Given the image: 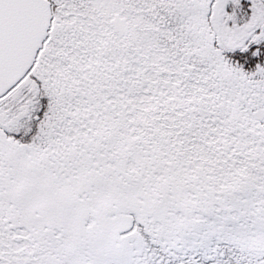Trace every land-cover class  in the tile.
Instances as JSON below:
<instances>
[{"label": "snow or ice", "instance_id": "obj_1", "mask_svg": "<svg viewBox=\"0 0 264 264\" xmlns=\"http://www.w3.org/2000/svg\"><path fill=\"white\" fill-rule=\"evenodd\" d=\"M0 264H264V0H0Z\"/></svg>", "mask_w": 264, "mask_h": 264}]
</instances>
